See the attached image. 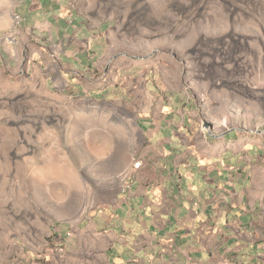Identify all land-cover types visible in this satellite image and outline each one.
Returning a JSON list of instances; mask_svg holds the SVG:
<instances>
[{
  "label": "rangeland",
  "instance_id": "374dc122",
  "mask_svg": "<svg viewBox=\"0 0 264 264\" xmlns=\"http://www.w3.org/2000/svg\"><path fill=\"white\" fill-rule=\"evenodd\" d=\"M51 2L0 0V264L82 261L79 223L122 185L264 191V0H76L75 23ZM79 21L101 47L70 59Z\"/></svg>",
  "mask_w": 264,
  "mask_h": 264
},
{
  "label": "crops",
  "instance_id": "0c3cea01",
  "mask_svg": "<svg viewBox=\"0 0 264 264\" xmlns=\"http://www.w3.org/2000/svg\"><path fill=\"white\" fill-rule=\"evenodd\" d=\"M75 1L53 0L46 11L75 23ZM44 5L41 1L28 9L26 4L24 13L33 18L32 11L45 12ZM18 15L23 21V15ZM65 16L69 19L62 18ZM60 23V19L54 23L58 30L52 31L53 36L59 35ZM79 23L63 29V37L68 33L66 37L72 40L63 46L70 59L77 52L95 54L101 47L94 38L88 40L89 45L76 43L84 40L80 33L73 39V28L84 30L83 21ZM83 64L82 69L87 63ZM162 161L173 165V158ZM214 179L205 174L176 180L166 176L158 187L159 194H154L159 202L151 200V186L141 192L140 184L122 185L110 203L79 223L78 235L98 253L93 255L90 249L77 264H264V191L249 194V176L237 180L228 176L219 182ZM92 235L100 242H93Z\"/></svg>",
  "mask_w": 264,
  "mask_h": 264
},
{
  "label": "built area",
  "instance_id": "2783aa9c",
  "mask_svg": "<svg viewBox=\"0 0 264 264\" xmlns=\"http://www.w3.org/2000/svg\"><path fill=\"white\" fill-rule=\"evenodd\" d=\"M16 20H17V21H21V16H20V15H16ZM71 232H72V229H70V230L67 232L68 236H71V235H72ZM60 250L63 251V248H60Z\"/></svg>",
  "mask_w": 264,
  "mask_h": 264
},
{
  "label": "bare ground",
  "instance_id": "6f19581e",
  "mask_svg": "<svg viewBox=\"0 0 264 264\" xmlns=\"http://www.w3.org/2000/svg\"><path fill=\"white\" fill-rule=\"evenodd\" d=\"M15 18H16V16H15ZM225 122H227L226 119H220V120H218V123H223V124H225Z\"/></svg>",
  "mask_w": 264,
  "mask_h": 264
}]
</instances>
